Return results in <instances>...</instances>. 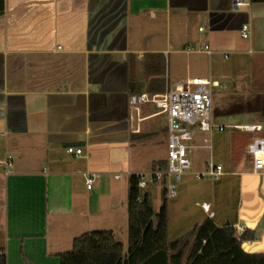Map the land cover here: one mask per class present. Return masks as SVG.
I'll return each mask as SVG.
<instances>
[{
  "label": "crops",
  "instance_id": "0c3cea01",
  "mask_svg": "<svg viewBox=\"0 0 264 264\" xmlns=\"http://www.w3.org/2000/svg\"><path fill=\"white\" fill-rule=\"evenodd\" d=\"M235 1L0 0L6 264H24L23 255L59 264L58 255L89 230H110L116 239L127 222L125 179L157 169L166 156V116L152 104L135 110L128 99L191 79L211 83V148L202 147L205 133L195 136L193 149L208 155L190 159L201 169L190 167L169 200V240L188 242L187 251L193 228L210 218L237 236L252 232L243 251L264 253V171L253 174L246 153L264 137V2L238 0L245 4L237 8ZM245 23L248 39L240 36ZM70 146L82 154H68ZM209 160L223 175L196 179ZM85 174L94 179L90 189Z\"/></svg>",
  "mask_w": 264,
  "mask_h": 264
},
{
  "label": "trees",
  "instance_id": "16d2710c",
  "mask_svg": "<svg viewBox=\"0 0 264 264\" xmlns=\"http://www.w3.org/2000/svg\"><path fill=\"white\" fill-rule=\"evenodd\" d=\"M155 163L159 169L166 168L165 160ZM138 179L134 174L128 178L126 252L112 231L93 230L75 237L71 249L58 255L59 264H264V253H246L241 247L242 241L254 239L252 232L237 236L233 226L218 227L210 218L193 228L187 251L188 242L169 240L165 189L154 213L147 196L139 197ZM23 260L24 264H32L24 255ZM0 264H6L3 249Z\"/></svg>",
  "mask_w": 264,
  "mask_h": 264
},
{
  "label": "built area",
  "instance_id": "2783aa9c",
  "mask_svg": "<svg viewBox=\"0 0 264 264\" xmlns=\"http://www.w3.org/2000/svg\"><path fill=\"white\" fill-rule=\"evenodd\" d=\"M245 3L236 0L233 5L237 8ZM201 30V29H200ZM250 35L249 24H243L240 29V36L248 39ZM205 50L210 52L206 46ZM211 83L204 79H191L177 82L170 85L166 82L163 92L158 94H132L129 99L131 108L138 110L141 105L152 104L158 109L159 114L166 116V144H165V169H155L149 173L138 174L137 187L144 189L149 182L162 183L166 179L164 186L165 196L168 199L177 195L176 182L190 169L191 162L189 154L196 147L193 140L198 133H205L202 138V147L210 149V134L213 131L211 123ZM177 122L176 124L174 122ZM252 130H259V126H253ZM66 152L72 155H81L80 147H67ZM246 153L251 158L253 174L264 171V137L253 138L246 146ZM0 165L9 166L10 160H0ZM224 173L220 164L209 160L205 163L204 170L194 174L196 179L211 178L218 179ZM149 177V181L145 177ZM173 178V182L170 179ZM93 177L85 174V186L90 189ZM202 207L209 210V206L202 204ZM212 215V213H210Z\"/></svg>",
  "mask_w": 264,
  "mask_h": 264
},
{
  "label": "rangeland",
  "instance_id": "374dc122",
  "mask_svg": "<svg viewBox=\"0 0 264 264\" xmlns=\"http://www.w3.org/2000/svg\"><path fill=\"white\" fill-rule=\"evenodd\" d=\"M162 69L165 73V70L166 69V65L163 64L162 65ZM156 125H157V128L159 130H162L163 127L165 126V121H164V115H161L157 118L154 119ZM192 154L191 156L189 157V159H191L192 161V164L195 162V161H199L200 159L206 157L208 155V151H205V150H192ZM163 151L160 152V155H162ZM197 168L198 169H201L200 167V163L197 165ZM197 168H194L193 166L191 167V171H194L195 169ZM204 170V168H203ZM202 170V171H203ZM190 171V169L188 170ZM186 174L183 175L181 177V179L179 181L176 182V184L180 183L184 178H185ZM145 179L147 181H149V177L146 176ZM170 181H174L173 178L170 179ZM125 184L128 185V180L125 179ZM166 184V183H165ZM165 186V185H164ZM162 188H163V185L161 183H151L149 182L148 183V187L147 188H144V189H139V197L140 198H143L144 197V194L147 190H149V198H148V201H149V204L151 206V208L153 209L154 213H156L161 205V202H162V199H163V193H162ZM170 199H168L166 197V202H167V209H168V206H169V201ZM123 227L119 228L118 232H117V238L118 240H123V250H124V253L126 252L127 250V222H126V216H125V219L123 220ZM89 231H93V230H89ZM191 238V236H190ZM185 259H183L184 261Z\"/></svg>",
  "mask_w": 264,
  "mask_h": 264
},
{
  "label": "water",
  "instance_id": "95a60500",
  "mask_svg": "<svg viewBox=\"0 0 264 264\" xmlns=\"http://www.w3.org/2000/svg\"><path fill=\"white\" fill-rule=\"evenodd\" d=\"M217 1V5L219 4V2H220V0H216ZM258 1H260V2H264V0H258ZM215 8H217V6L216 5H211V9H215ZM175 124L177 123L176 121L174 122ZM153 224H155V223H153Z\"/></svg>",
  "mask_w": 264,
  "mask_h": 264
}]
</instances>
